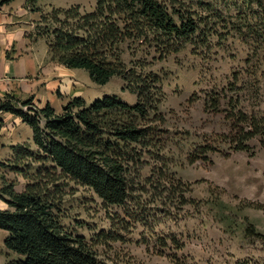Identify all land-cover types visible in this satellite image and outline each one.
Masks as SVG:
<instances>
[{
	"label": "trees",
	"instance_id": "obj_1",
	"mask_svg": "<svg viewBox=\"0 0 264 264\" xmlns=\"http://www.w3.org/2000/svg\"><path fill=\"white\" fill-rule=\"evenodd\" d=\"M31 1L35 5L38 0ZM221 5L241 10L236 4ZM197 6L219 11L202 0ZM185 7L179 0H97L90 12L79 5L50 12L30 7L39 19L27 37L45 40L53 63L83 70L98 85L119 77L136 102L117 95L91 102L75 97L57 111L49 103L37 108L31 98L0 94V117L19 118L32 135L1 163L26 180L24 189L16 191L17 177L3 178L0 189L7 206L0 208V230L7 232L5 247L17 258L12 264H130L114 254L112 245L139 223L136 207L146 210L141 197L150 193L149 187L164 205L188 203L179 180L164 182L166 120L159 110L164 92L160 76L151 71L156 61L182 49L198 32L205 38L215 31L217 23ZM246 8L245 19L239 17L230 28L222 25L225 32L218 35L225 40L232 31L253 36L259 61V52L264 58V0H249ZM227 118L236 151H248V142L264 135V119L235 108ZM152 161L151 173L144 174ZM75 186L93 192L108 207L122 208L110 215L108 230L86 237L66 226V196Z\"/></svg>",
	"mask_w": 264,
	"mask_h": 264
},
{
	"label": "rangeland",
	"instance_id": "obj_2",
	"mask_svg": "<svg viewBox=\"0 0 264 264\" xmlns=\"http://www.w3.org/2000/svg\"><path fill=\"white\" fill-rule=\"evenodd\" d=\"M179 1L186 9L217 23L218 32L212 31L205 38L198 32L192 42L151 66V71L160 76L164 92L159 106L166 120L161 154L168 161L163 166L164 182L173 178L177 184L179 180L188 203L164 205L150 186V193L141 197L146 210L136 207L139 223L121 233L123 239L112 245L113 251L130 264H264V135L248 142V151H236L229 141L232 123L227 118L235 108L264 119V58L260 52L259 61L255 56L253 36L248 38L246 33L232 31L225 40L218 35L225 32L222 25L230 28L238 24L239 17L246 18L249 0H202L220 11L214 13L198 7V0ZM31 2L0 0L3 10L17 12L19 20L34 23L28 26L27 36L33 33L39 19L30 7L50 12L53 8L79 5L90 12L97 0H38L35 5ZM224 3L236 4L241 10L227 11L221 5ZM35 43L42 57L36 82L28 83L30 90L15 97L31 98L37 108L49 103L57 111L75 97L91 102L105 95H117L130 104L136 102V95L124 90L121 78L114 77L106 85L95 84L85 71L53 63L45 40ZM125 60H129L127 55ZM2 117L0 128L7 124L10 128L0 139V189L3 178L9 182L17 177L15 189L22 191L26 180L1 163L9 161L14 146L31 141V129ZM154 164L152 161L144 174L151 173ZM65 204L66 226L86 237L108 230L110 215L122 213V208L108 207L80 186L73 187ZM0 206L7 208L2 202ZM6 237L7 233L0 230V264L17 260L5 247Z\"/></svg>",
	"mask_w": 264,
	"mask_h": 264
},
{
	"label": "crops",
	"instance_id": "obj_3",
	"mask_svg": "<svg viewBox=\"0 0 264 264\" xmlns=\"http://www.w3.org/2000/svg\"><path fill=\"white\" fill-rule=\"evenodd\" d=\"M26 15L27 12L24 11ZM34 25L19 20L17 12L8 13L0 7V94H17L29 91L31 81L36 82V72L41 68L42 57L36 51V43L27 34L28 26ZM39 77H37L38 79ZM2 120L13 119L12 124L21 122L10 114H3ZM10 124L0 128V139ZM27 127V126H26ZM6 140V137H2ZM0 202H2L0 200ZM3 203V202H2ZM5 204V203H4ZM1 209H4L0 206ZM7 233V232H6Z\"/></svg>",
	"mask_w": 264,
	"mask_h": 264
}]
</instances>
